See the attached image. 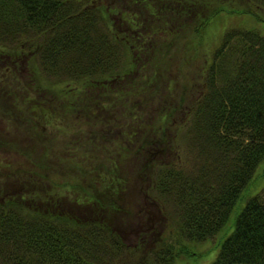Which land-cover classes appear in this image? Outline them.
<instances>
[{
  "label": "trees",
  "instance_id": "16d2710c",
  "mask_svg": "<svg viewBox=\"0 0 264 264\" xmlns=\"http://www.w3.org/2000/svg\"><path fill=\"white\" fill-rule=\"evenodd\" d=\"M216 1L217 7L233 8L234 0H0V91L9 99L7 107H0L2 118L25 123L57 117L75 129L93 125L91 135L76 136L67 145L88 147L56 159L78 169L92 166V174L105 176L93 184L109 190L119 182L112 181L107 167H116L131 151L121 139L99 143V136L112 131L109 112L122 111L123 128L133 140L149 141L144 156L153 155L151 184L177 217L178 230L193 242L214 237L264 161L262 27L225 29L200 67L196 100L181 121H170L178 84L169 43L193 25L195 31L196 22L205 23ZM245 4L264 25V0ZM131 58L136 65H128ZM73 85L79 90L68 99ZM59 96H65L62 106L53 107ZM69 100L74 103L66 112L63 103ZM161 122L182 128L171 139ZM178 138L196 158L190 168L181 163L185 151ZM52 178L56 194L43 189L25 195L18 193L19 184L0 199V264H173L174 253L166 247L139 259L134 252L145 249L138 247L141 237L135 248L124 235L127 223L113 222L102 199L80 197L74 189L83 188L71 175L62 184ZM78 209L87 215H75ZM233 225L210 264H264V182Z\"/></svg>",
  "mask_w": 264,
  "mask_h": 264
},
{
  "label": "rangeland",
  "instance_id": "374dc122",
  "mask_svg": "<svg viewBox=\"0 0 264 264\" xmlns=\"http://www.w3.org/2000/svg\"><path fill=\"white\" fill-rule=\"evenodd\" d=\"M213 4L208 8L211 9ZM231 6L232 9L226 8V5L217 7L216 1L212 10L215 12L205 23L196 22L195 31L193 25L187 29V34L182 37L183 32L181 36L172 39L169 43L167 53L172 58L171 62L175 69V71L172 70V75H176L178 84V88L175 87V107L172 110L170 121L175 120L177 122L180 120L190 103L196 100L198 92L201 90L200 67L205 64L208 55L209 58L212 57V53L220 44L225 29L238 25L264 29V25L257 21V17L252 13L253 9L245 4V0H234V4ZM132 64L135 62L131 58L128 65ZM25 67L24 72L27 71ZM25 74L28 78V72ZM68 90L70 95H67V98L75 99L79 89L73 85ZM3 95V91H0V107H7L9 99L3 98ZM59 97L58 100L53 101V107L62 106L65 96ZM69 101V105L63 103L66 112L70 111L74 103V100ZM128 110L127 108L126 112ZM109 115L113 117L114 121L112 131L110 130L111 136L109 137L110 133L109 135L100 133L99 143L121 139L124 144L128 145L126 148L131 151V155L120 159L116 167H107V171H110V176L113 178L112 181L116 178V182H119V185L113 184L108 190L102 184H93L94 179L95 181L97 179L103 180L105 176L92 174V166L84 165L83 169H78L66 163L68 161L65 158L63 161L56 159V156L64 155L63 152H68L67 154L77 153L88 147L89 145L80 146L74 150L69 147L67 149V145L74 141L76 136L81 138L88 134L91 135L93 125L90 126V123L87 124L86 122L83 128L75 129L69 125L66 128L57 117L51 122L43 120V117L38 120L32 117L25 119V123L23 121L14 123L11 119H3L0 114V199L7 198L8 196L5 194L10 195L12 193L8 192L10 187L16 186L18 188L19 184L22 190H19L18 193L23 191L22 194L25 195L35 193V190L41 192L43 189L46 191L45 193L56 194L51 192L52 188L55 189L54 182H56V179L52 177L55 176L57 181L61 183L60 180L64 181L66 177L71 175L83 188V190L78 189L79 191L74 189L76 193H80V197L81 194H84L91 199H102L110 211H107V214L113 222L115 221L117 224L119 222L127 223L128 228L124 235L130 243L135 244V248L139 244L138 238L141 237L143 244L138 247L142 246L145 249L134 252L139 259H144L151 250L166 247L174 253L173 264H210L218 254L222 240L234 227V221L248 197L261 188L264 182V161L255 171L250 185L240 194L220 232L204 242H193L185 238L178 230V225L174 224L177 217L170 208L166 207L153 188L152 172L150 171L153 155L144 156L150 150L149 141L135 142L133 140V136L128 134L127 129L123 128L122 111L109 112ZM160 124L171 139L176 132L175 130L182 128V125L175 126L174 124H164V122ZM106 127L105 125L103 129ZM179 135L182 138V132ZM177 140H179L180 148L182 147L185 151L182 153L181 163L185 162V168H190L196 163V158L187 152L184 139L178 138ZM122 142L121 145L123 146ZM116 144L121 147L119 143ZM111 147L113 148L111 153H113L116 146L112 145ZM171 149H174L173 152L175 153V147L172 146ZM99 157L100 159L106 158L103 152L99 154ZM112 157L116 162L115 154H111ZM175 160L173 158L172 161L175 162ZM8 162L10 167H6ZM21 163L25 166L21 167ZM58 188L60 189V187ZM56 191L58 192V190ZM67 194L74 195L71 191H68ZM112 194L115 195L116 199H109L107 195ZM109 205H112L114 209ZM63 210L66 211L65 207ZM87 212L78 209L74 214L82 217L86 216ZM75 215L73 216L75 217ZM129 242L128 244L132 247Z\"/></svg>",
  "mask_w": 264,
  "mask_h": 264
}]
</instances>
